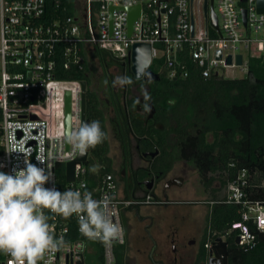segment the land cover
Segmentation results:
<instances>
[{
  "label": "built area",
  "instance_id": "2783aa9c",
  "mask_svg": "<svg viewBox=\"0 0 264 264\" xmlns=\"http://www.w3.org/2000/svg\"><path fill=\"white\" fill-rule=\"evenodd\" d=\"M63 0H0V130L2 132L0 164L5 172L23 168L27 159L48 168L51 164L52 182L48 187L59 191H90L94 199L105 195L115 197L119 223L121 210L144 201L123 198L114 172L91 183L92 172L87 162H77L75 180L59 187L56 174L58 163L76 159L80 153L62 141L66 130V94L70 93V127L83 124V85L80 79L56 76L58 58H63L65 68L85 66L96 47L111 52L118 58L129 59L135 42L151 44L152 63L163 59V71L168 78L188 77L191 70L203 77L221 75L226 67L240 66L248 70L249 55L264 53V12L257 9V0H215L219 31L205 15V0H84L76 14L54 18L52 8H59ZM112 12L110 29V3ZM98 3V6L95 5ZM141 4V14L128 32V12L120 6ZM242 8L247 12V25L243 22ZM192 25H194L192 27ZM193 28V31H192ZM222 52L218 58L216 52ZM232 55V64L227 55ZM243 55L242 65L237 55ZM151 63V64H152ZM192 68V69H191ZM223 76V75H221ZM15 149V151H11ZM90 159V153H89ZM89 161V160H88ZM84 183L86 189H81ZM247 169H239L226 184V195L221 202L242 205L241 218L227 231L236 232L238 245L252 249L257 244V234L264 231V199L252 198L248 186ZM264 184V179L262 181ZM148 195L146 202L150 201ZM55 226L56 238L63 237V247L55 253H46L38 264H78L91 253L93 240L79 230L76 215L63 217L45 210ZM123 226V225H122ZM226 236V234L224 235ZM103 247V264H116L114 241ZM0 264H15L5 253Z\"/></svg>",
  "mask_w": 264,
  "mask_h": 264
},
{
  "label": "trees",
  "instance_id": "16d2710c",
  "mask_svg": "<svg viewBox=\"0 0 264 264\" xmlns=\"http://www.w3.org/2000/svg\"><path fill=\"white\" fill-rule=\"evenodd\" d=\"M50 11L53 19L75 15L76 0H63L59 8ZM101 49L96 47L93 51ZM62 61L63 58L59 57L56 76L87 81L88 123L99 120L108 136L103 143L89 149L90 159L97 162L98 168L87 177L91 183H96L100 177L114 171L108 118L99 107L95 90L89 85L87 63L83 68L76 65L65 68ZM151 68L157 73L162 72L153 66ZM247 72V76L239 78L203 77L193 69L188 77L162 76L151 86L150 95L156 108L154 120L145 124L135 117L128 118L122 105L114 103L115 115L109 118L112 132L126 154L130 152V137L133 136L143 149L159 148L164 161L171 153L173 162L189 161L206 175L209 171L219 172L224 176V183L236 176L239 169L245 168L250 177L248 191L251 197L264 199V53L249 55ZM133 80L145 83L142 79L133 77ZM130 105L128 103L127 106ZM157 123L163 127H156ZM1 136L0 130V141ZM2 150L0 143V153ZM56 174L59 187L67 183L63 163L56 165ZM242 210V205L216 203L210 217L211 237L226 234L228 240H233L236 232L227 234V231L234 221L241 218ZM93 241L100 246L99 240ZM4 259L5 253L0 252V260ZM229 259V264H264V231L258 232L257 244L252 249L246 250L231 242ZM122 263L116 261V264Z\"/></svg>",
  "mask_w": 264,
  "mask_h": 264
},
{
  "label": "flooded vegetation",
  "instance_id": "af4514ba",
  "mask_svg": "<svg viewBox=\"0 0 264 264\" xmlns=\"http://www.w3.org/2000/svg\"><path fill=\"white\" fill-rule=\"evenodd\" d=\"M87 66L88 78L100 101L99 107L107 118L114 117L112 104L119 103L128 118L135 117L145 124L154 120L156 108L150 95L151 86L162 76L167 77L166 71L158 72L159 80L136 78L129 59L118 58L102 49L92 52ZM117 76H128L132 80L134 77L145 83L133 80L131 85L113 87L112 82ZM145 91L150 97L147 101ZM151 102L155 108L152 116ZM128 103L131 105L127 106ZM156 127L163 126L157 123ZM112 137L119 151L118 159L111 156L120 191L126 198L144 201L130 205L133 209L124 217L125 257L122 264H229V245L236 243V238L230 241L222 236L227 242V258L215 256L212 251L218 236L212 238L210 229L214 205L227 193L224 176L216 171L206 175L186 160L173 162L171 153L164 161L159 148L143 149L133 136L130 137V152L126 154L113 132ZM179 162L181 167L177 170ZM148 195L151 200L146 202Z\"/></svg>",
  "mask_w": 264,
  "mask_h": 264
},
{
  "label": "clouds",
  "instance_id": "9594fccd",
  "mask_svg": "<svg viewBox=\"0 0 264 264\" xmlns=\"http://www.w3.org/2000/svg\"><path fill=\"white\" fill-rule=\"evenodd\" d=\"M132 83L128 76H117L112 85L124 87ZM144 97L146 101L150 99L146 91ZM107 138L100 121L93 120L67 128L62 141L71 146L73 153L83 155ZM37 160L43 163L42 157ZM39 163L25 159L23 168L11 172L0 170V252L9 254L15 264H38L46 253L60 250L64 245L63 237L56 238L55 226L49 223L45 210L65 218L76 215L80 232L91 240L108 246L114 241L122 242L124 228L114 219L118 216L115 197L105 195L97 200L87 190L61 192L48 187L53 178L52 166L49 164L46 169ZM4 167L6 165L0 164V169ZM80 188L86 189V185L81 183Z\"/></svg>",
  "mask_w": 264,
  "mask_h": 264
},
{
  "label": "water",
  "instance_id": "95a60500",
  "mask_svg": "<svg viewBox=\"0 0 264 264\" xmlns=\"http://www.w3.org/2000/svg\"><path fill=\"white\" fill-rule=\"evenodd\" d=\"M215 0H205V15L208 20H210V23L215 26L219 31V22H218V15L215 10ZM246 1V0H241ZM141 4H135L132 6H120V9L126 10L128 12V32L129 35L133 31V24L137 20V18L141 14ZM115 6L112 5V2L110 3V29L112 30V12ZM257 9L259 12H264V0H257ZM242 16H243V22L245 25H247V12L245 8H242ZM194 25H192L193 27ZM193 31V28H192ZM216 55L218 58H221L222 52L218 50L216 52ZM227 63L232 64V55H227ZM130 63H131V69L135 75L136 78H144L145 81H154L159 80L160 75L159 73L155 72L151 68L152 63V53H151V44L148 42H135L132 45L131 53H130ZM243 63V55L238 54L237 55V64L242 65ZM83 85V99H82V105H83V123H88L87 116H86V95H87V88L88 83L86 80L82 81ZM151 115L154 113V105L151 102ZM70 118H71V100H70V93L67 92L66 94V129L70 128ZM89 149L88 151L66 163V177L67 181H74L75 180V166L77 162H88L89 160ZM236 243H238L239 238L236 237L235 239ZM215 256H223L227 258V242L223 240L222 236H218L215 240L213 251ZM78 264H85L84 261H80Z\"/></svg>",
  "mask_w": 264,
  "mask_h": 264
},
{
  "label": "rangeland",
  "instance_id": "374dc122",
  "mask_svg": "<svg viewBox=\"0 0 264 264\" xmlns=\"http://www.w3.org/2000/svg\"><path fill=\"white\" fill-rule=\"evenodd\" d=\"M77 2V9L81 10L84 6V0H76ZM1 29V26H0ZM245 52V59L248 60L249 58V53L247 51ZM163 59H159V60H155L152 64L151 67L153 66L154 68H156L159 71H163ZM1 71H2V64H1V57H0V76H1ZM247 69L246 67H244V69H241L240 66H234V67H226L224 69L221 70V75H223L226 78H239V77H245L247 76ZM91 85V82H89ZM110 135V142H111V152L110 154L115 158L118 159V146L116 145V143H114L113 141V137H112V133L109 132ZM212 137L210 136V139ZM65 166V170H66V164L63 163ZM86 166H88L90 169H93L94 167L97 169L98 168V164L97 162L93 161V159H89V161L86 163ZM181 167V163L179 162L177 164V170ZM144 211L147 210H153L151 208H144ZM124 218V216H123ZM115 254H116V258L117 261L119 260L121 263L124 261V257H125V245H120V244H115ZM85 261L86 264H103L104 262V255H103V247L102 244H100V246H97L91 253H87L85 255Z\"/></svg>",
  "mask_w": 264,
  "mask_h": 264
},
{
  "label": "crops",
  "instance_id": "0c3cea01",
  "mask_svg": "<svg viewBox=\"0 0 264 264\" xmlns=\"http://www.w3.org/2000/svg\"><path fill=\"white\" fill-rule=\"evenodd\" d=\"M107 128H108L109 132L112 133V129H111V125H110L109 117H108V119H107ZM109 136H110V135H109ZM113 172H114V171H113ZM120 195H121V197L126 198V197H124V195H122V192H121V191H120ZM137 206H140V205H137ZM132 209H133L132 206H128V207H123V208H122V210H121V222H122V225H123V221H124L123 216L125 217L126 214L129 212V210H132ZM141 209H144V208H141ZM123 228H124V225H123ZM124 232H125V230H124ZM92 246H93V248H92V251H93V250L97 247V244L93 241V242H92ZM92 251H91V252H92Z\"/></svg>",
  "mask_w": 264,
  "mask_h": 264
}]
</instances>
